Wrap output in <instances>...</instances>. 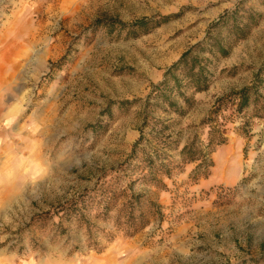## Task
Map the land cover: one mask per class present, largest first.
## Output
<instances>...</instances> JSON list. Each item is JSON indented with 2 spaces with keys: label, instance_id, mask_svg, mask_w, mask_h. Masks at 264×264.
<instances>
[{
  "label": "rangeland",
  "instance_id": "374dc122",
  "mask_svg": "<svg viewBox=\"0 0 264 264\" xmlns=\"http://www.w3.org/2000/svg\"><path fill=\"white\" fill-rule=\"evenodd\" d=\"M236 1L0 0V264H264V118L252 116L255 107L238 114L226 103L218 117L227 140L209 154L206 178H190L194 162L163 177L164 190L132 186L147 188L162 213L135 235L115 229L120 201L107 219L98 203L104 183L122 188L136 177L122 163L145 112L180 118L178 149L230 90L256 83L253 106L264 112L260 0L246 1L261 13L258 25L216 62L184 116L144 103L164 69ZM162 16L148 32L119 27ZM178 149L169 151L175 162ZM72 199L85 201L86 219L65 218Z\"/></svg>",
  "mask_w": 264,
  "mask_h": 264
},
{
  "label": "trees",
  "instance_id": "16d2710c",
  "mask_svg": "<svg viewBox=\"0 0 264 264\" xmlns=\"http://www.w3.org/2000/svg\"><path fill=\"white\" fill-rule=\"evenodd\" d=\"M246 1L237 0L232 8L224 9L208 23L204 36L182 51L178 58L164 69L162 78L151 85L146 95L144 100L146 106L162 103L165 113H174L178 117L184 116L193 107L194 95L208 89L211 84L216 62L227 57L232 47L245 39L258 25L261 13L247 6ZM260 1L264 5V0ZM168 18L169 16H162L161 20L157 21L141 18L133 23L120 22L119 27L132 28L131 31L134 34L137 33L136 29L144 33ZM257 88L256 83L244 85L216 98L199 122L198 130L179 149L177 137L179 131L175 130V126L180 118H147L149 113L145 112L138 128L139 135L122 163L123 170L130 171V174L135 173L136 177L122 188L104 183L100 189L101 200L98 202L102 208L103 219L109 217L108 213L116 201H120V205L117 209L115 229L125 235L133 236L146 227L152 218H161V206L151 199L145 190L147 188L164 190L166 185L162 181L163 177H169L173 168L180 169L182 165L194 162L195 166L190 172V178L193 181L206 178L212 166L209 154L216 147L225 144L227 140L224 133L225 122L218 117L226 103L233 101V110L238 114L255 107L252 116L264 118V112H259L257 106H253L260 99ZM140 100V98L124 100L122 103ZM244 119L240 128L245 129L244 133H248L249 129L245 126H248L249 118ZM147 126H150L148 130H146ZM204 128L206 129L205 140L200 137ZM147 134L150 137H147ZM175 149H178L177 162L169 153L170 150ZM122 176L123 174H120L117 178ZM136 182L144 183L147 188L140 192L132 191V186ZM84 202V200L72 199L69 203L70 207L65 212V218L78 222L86 219L79 205ZM84 207L87 208L86 205ZM90 245L100 250L96 242Z\"/></svg>",
  "mask_w": 264,
  "mask_h": 264
}]
</instances>
